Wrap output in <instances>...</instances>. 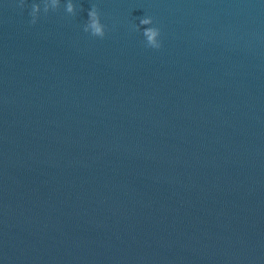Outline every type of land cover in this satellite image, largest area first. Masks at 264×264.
I'll use <instances>...</instances> for the list:
<instances>
[{"label":"water","instance_id":"1","mask_svg":"<svg viewBox=\"0 0 264 264\" xmlns=\"http://www.w3.org/2000/svg\"><path fill=\"white\" fill-rule=\"evenodd\" d=\"M19 3L0 0V264H264V0Z\"/></svg>","mask_w":264,"mask_h":264},{"label":"clouds","instance_id":"2","mask_svg":"<svg viewBox=\"0 0 264 264\" xmlns=\"http://www.w3.org/2000/svg\"><path fill=\"white\" fill-rule=\"evenodd\" d=\"M57 0H54L56 3ZM25 5V0H20L18 7L23 8ZM74 5L69 3L67 5L68 12H74ZM34 11H38V6L33 5L30 15L33 14ZM89 24L84 27L85 32H90L92 36L99 37L103 39L106 35V26L101 22V16L99 11L95 6H93L89 10ZM37 21L35 19L31 20L32 24H35ZM142 25H148L153 23V19L151 17H145L140 20ZM144 35L147 38V45L154 49H159L162 47V43L160 41L161 31L157 27L147 28L144 31ZM159 38V39H158Z\"/></svg>","mask_w":264,"mask_h":264}]
</instances>
